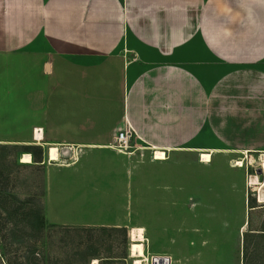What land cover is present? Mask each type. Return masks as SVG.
<instances>
[{"label":"crops","instance_id":"0c3cea01","mask_svg":"<svg viewBox=\"0 0 264 264\" xmlns=\"http://www.w3.org/2000/svg\"><path fill=\"white\" fill-rule=\"evenodd\" d=\"M125 124L154 159L261 155L264 0H0L1 143L125 161L108 147Z\"/></svg>","mask_w":264,"mask_h":264},{"label":"rangeland","instance_id":"374dc122","mask_svg":"<svg viewBox=\"0 0 264 264\" xmlns=\"http://www.w3.org/2000/svg\"><path fill=\"white\" fill-rule=\"evenodd\" d=\"M84 117L76 125H85ZM30 144L33 153L0 142V189L29 200L48 226L39 234L16 226L1 264H105L106 257L113 259L107 264H135L131 226L144 235L136 264H149L152 254L169 255L170 264H241L242 232H257L264 220V152L249 158L216 152L203 162L198 151L178 150L154 159L152 149L130 143L123 151L111 147L125 161L95 147L70 164L75 157L68 145L58 146L56 158L48 154L51 145ZM119 164L131 175L124 185ZM251 177L257 183L249 184ZM99 221L115 223H89Z\"/></svg>","mask_w":264,"mask_h":264},{"label":"trees","instance_id":"16d2710c","mask_svg":"<svg viewBox=\"0 0 264 264\" xmlns=\"http://www.w3.org/2000/svg\"><path fill=\"white\" fill-rule=\"evenodd\" d=\"M35 145L24 144L22 145L23 150L21 151H30L33 153V148ZM37 151L40 154L41 149L37 146ZM256 180V179H255ZM251 177L249 184L257 183L254 182ZM264 186V181L259 187L260 195L261 189ZM253 204H249L252 206ZM28 227L39 234L45 227L48 226L46 222L44 213L38 208L33 206L27 199H20L13 193L0 189V259L7 261L4 256L5 245L9 242H14L17 238V234L14 233L16 226ZM260 228L257 232L244 231L242 232L241 237V264H264V220L260 223ZM120 228L125 231L124 227L117 226H98L97 229L101 231L107 230H116ZM34 233V234H35ZM89 254H97L96 250L90 251ZM105 264L109 262V257H106ZM1 264V263H0Z\"/></svg>","mask_w":264,"mask_h":264},{"label":"built area","instance_id":"2783aa9c","mask_svg":"<svg viewBox=\"0 0 264 264\" xmlns=\"http://www.w3.org/2000/svg\"><path fill=\"white\" fill-rule=\"evenodd\" d=\"M35 128L39 129V127H35ZM35 128L33 129V135H34ZM131 135H132V129L129 127L128 124H125L122 127H118L115 130V132L113 133V135L111 136V140L108 143V147H112V148L115 147L117 150L123 151V149H121V147L126 148L130 145ZM55 148H56V152H57V147H55ZM64 148L68 149V147H64ZM47 157H48V155H47ZM56 158H57V155H56ZM150 256H149V264H150Z\"/></svg>","mask_w":264,"mask_h":264},{"label":"bare ground","instance_id":"6f19581e","mask_svg":"<svg viewBox=\"0 0 264 264\" xmlns=\"http://www.w3.org/2000/svg\"><path fill=\"white\" fill-rule=\"evenodd\" d=\"M35 135H36V138L40 136V132L39 131L37 132V129H35ZM131 240L133 242L131 245V256H135L137 258L135 262L136 264L140 261L138 257L141 256L143 253L141 242L144 240V236H143L142 229L140 228L132 229L131 230Z\"/></svg>","mask_w":264,"mask_h":264},{"label":"water","instance_id":"95a60500","mask_svg":"<svg viewBox=\"0 0 264 264\" xmlns=\"http://www.w3.org/2000/svg\"><path fill=\"white\" fill-rule=\"evenodd\" d=\"M255 171L261 173L262 169L257 167ZM150 264H170V256L167 254H153L150 256Z\"/></svg>","mask_w":264,"mask_h":264}]
</instances>
